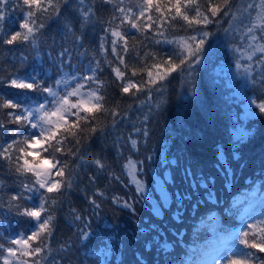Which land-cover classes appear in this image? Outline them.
<instances>
[{"label":"trees","instance_id":"trees-1","mask_svg":"<svg viewBox=\"0 0 264 264\" xmlns=\"http://www.w3.org/2000/svg\"><path fill=\"white\" fill-rule=\"evenodd\" d=\"M129 3L135 4L136 0H124V6ZM90 5L95 6L94 19L110 18L111 4L86 0L85 7ZM78 7L77 0H70L58 18L46 21L38 57L27 46L9 51V46L0 45V80L27 72L52 83L60 74L58 53L62 48H69L70 64L76 66L73 69L65 65L64 72L82 71L90 61L95 63V55L103 69L97 75L107 84L106 106L117 107L120 112L115 128L111 115L100 114L98 125L106 126L105 131L97 132L80 146L78 155L102 160L106 165L102 172L90 162L81 164L78 157H61L69 165L73 187L57 196L60 202L52 209L55 227L51 251L46 253L47 264H197L202 251L222 240L232 228L264 217V114L249 104L251 98L264 96H260V88L246 86L236 74L234 55L226 47L223 31L229 27V17L208 26L215 35L209 37L202 63L196 67L195 87L187 82V77L173 73L162 90H153L148 100L147 93L138 94V99L120 93L119 82L98 52L102 31L99 23H89L82 46L72 37H65L66 21H71L76 35L81 33ZM8 8L5 31L15 30L21 19L16 0H11ZM183 34L172 30L168 33L169 38ZM139 39L146 45L139 49L140 56L151 51H172L170 45H156L143 36ZM85 51L86 55H79ZM22 52L28 57L23 62ZM135 56V52L128 54L129 64L136 63ZM108 59L115 61L110 53ZM14 92L6 83H0V94ZM34 96L24 93L19 98ZM0 119L7 123L6 112H0ZM134 128L141 131L135 132ZM144 129L149 133L147 137L143 136ZM241 129L247 135L238 141ZM129 136L137 139L138 152L131 150ZM11 139L0 132V143H10ZM68 147L75 150V142L71 141ZM129 156L143 161L137 166L143 170L135 173V179L143 186L140 193L122 169ZM149 156L151 160L147 159ZM0 165V179L4 181L0 201L5 205L0 208V233L10 235L25 231L30 225L27 218L8 213L9 197L19 187L8 173L7 164ZM109 173L119 179H109ZM90 176L96 177L95 182L90 181ZM160 187L165 196L159 193ZM97 189L104 192L103 197L94 196ZM88 197H93L100 207L92 206ZM114 197L118 198L115 203ZM125 201L130 208L123 207ZM34 202H39V194ZM73 208L81 215V221L74 220ZM244 210L250 220L240 222L238 218ZM81 228L88 232L83 240L79 239Z\"/></svg>","mask_w":264,"mask_h":264},{"label":"snow or ice","instance_id":"snow-or-ice-1","mask_svg":"<svg viewBox=\"0 0 264 264\" xmlns=\"http://www.w3.org/2000/svg\"><path fill=\"white\" fill-rule=\"evenodd\" d=\"M77 2L81 33L76 35L71 21H66L65 37H72L82 46L89 23L102 26L98 52L104 57L103 63L111 69L115 81L119 82L122 95L138 99V94L147 93L150 100L152 91H161L173 73L187 77V82L194 88L196 67L202 63L209 37L215 35L208 26L229 17V27L223 31L226 47L234 55L236 74L246 86L260 88V96H264V0H244L243 3L237 0H136L135 4L129 3L128 6H124V0H101L104 5H112V14L107 21L94 19V5L85 7L86 0ZM10 3L11 0H0V45L9 46V51L27 46L38 57L46 21L58 18L62 7L70 0H16V7L21 10L20 22L15 30L5 31ZM180 21L183 23L179 24ZM169 30L184 34L169 38ZM140 36L156 45H170L172 51H151L140 56L139 49L146 47ZM130 52L136 53L135 64H129L126 59ZM109 53L115 61L108 59ZM86 54V51L79 53L81 56ZM58 57L60 74L52 83L39 74L27 72L23 76L13 73L6 80H0L15 90L13 94H0V112H6L8 117L7 123L0 119V132L12 138L10 143H0V162L7 164L8 173L15 177L19 187V191L10 195L7 211L27 218L30 225L29 229L15 234L0 233V264H47L46 253L51 251L50 240L55 227L52 209L60 202L57 196L73 187L69 165L61 157L66 154L78 157L81 164L90 162L101 172L106 167L99 158L93 160L78 155L84 141L105 131L106 126L98 125L100 114L113 117V128L120 115L117 107L106 106L107 84L97 75L103 71L101 61L94 55L95 63L90 61L82 71L64 72L65 65L76 67L70 64L69 48H62ZM27 59L22 52L21 62ZM135 77L140 79H133ZM24 93L35 96L20 99ZM249 104L264 114V99L253 97ZM144 119L147 120V116ZM10 124L15 127L10 128ZM134 131L140 132L141 129L134 128ZM148 134L144 129L143 136ZM245 135L247 133L241 129L237 140H242ZM71 141L75 142V150L68 147ZM128 143L132 151H139L137 139L129 136ZM147 159L151 160V156ZM138 165H143V161H135L129 156L122 169L140 193L143 186L135 179V173L143 169ZM113 178L119 179L109 173V179ZM89 179L95 182L96 177L90 176ZM3 184L0 179V187ZM37 194L39 202L35 203ZM94 196L103 197L104 192L97 189ZM88 200L95 208L100 207L93 197ZM117 201L118 198L114 197L113 202ZM4 206L0 201V208ZM123 207L130 208L131 205L125 201ZM71 214L75 221L82 220L76 209H71ZM2 225L0 221V227ZM87 236L88 232L81 228L79 239ZM235 240H238V246H229V241ZM224 247L227 255H217L211 264H264V217L242 226L238 233H230L224 238ZM61 248L65 249V246L61 245Z\"/></svg>","mask_w":264,"mask_h":264},{"label":"rangeland","instance_id":"rangeland-1","mask_svg":"<svg viewBox=\"0 0 264 264\" xmlns=\"http://www.w3.org/2000/svg\"><path fill=\"white\" fill-rule=\"evenodd\" d=\"M159 193L162 196H165L164 194V188H159ZM238 220L240 222H247L250 220L249 214L247 211H244L239 216ZM241 227H234L231 229L230 233H238ZM232 244H236L238 246V240L235 241H229V246ZM219 254L227 255L226 248L224 247V239H222L221 242L217 243L215 242L214 245H211L206 250L202 251L201 258L197 261V264H211V261Z\"/></svg>","mask_w":264,"mask_h":264}]
</instances>
